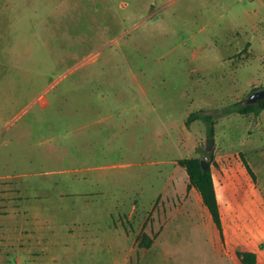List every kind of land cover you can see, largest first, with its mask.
Instances as JSON below:
<instances>
[{"label": "rangeland", "instance_id": "1", "mask_svg": "<svg viewBox=\"0 0 264 264\" xmlns=\"http://www.w3.org/2000/svg\"><path fill=\"white\" fill-rule=\"evenodd\" d=\"M7 8L0 264H264V110L217 117L211 152L186 124L264 87V0ZM186 157L213 169L222 231Z\"/></svg>", "mask_w": 264, "mask_h": 264}, {"label": "trees", "instance_id": "2", "mask_svg": "<svg viewBox=\"0 0 264 264\" xmlns=\"http://www.w3.org/2000/svg\"><path fill=\"white\" fill-rule=\"evenodd\" d=\"M263 110L264 99L253 104H244V100H239L228 105L227 107L220 109L219 111H207L204 108L194 111L188 116L186 124L190 125L194 120L203 119L207 123L208 135L214 136L216 133L215 123L217 117L232 112H240L243 114L254 113L255 115H259ZM179 163L185 167L188 172L190 178V183L188 186L189 189L196 188L200 192L205 205L213 217L214 222L222 231V216L215 186L214 173L211 165H208V167L204 169L200 157L181 158L179 159ZM246 165L250 171H253L248 162H246ZM253 263L254 262H252V264Z\"/></svg>", "mask_w": 264, "mask_h": 264}, {"label": "water", "instance_id": "3", "mask_svg": "<svg viewBox=\"0 0 264 264\" xmlns=\"http://www.w3.org/2000/svg\"><path fill=\"white\" fill-rule=\"evenodd\" d=\"M262 99H264V87H259V88L254 89L247 96V98L244 100V104L258 103ZM215 143H216L215 135L214 136H209L207 138L206 149H207L208 152L213 151V149L215 147ZM201 162H202V166H203L204 169L208 167L209 162L206 159H201Z\"/></svg>", "mask_w": 264, "mask_h": 264}, {"label": "crops", "instance_id": "4", "mask_svg": "<svg viewBox=\"0 0 264 264\" xmlns=\"http://www.w3.org/2000/svg\"><path fill=\"white\" fill-rule=\"evenodd\" d=\"M16 3V0H0V18L2 19H5L6 17H8L7 15H5V10L6 9H8L7 7H9V4L12 2L13 4H14V2ZM12 22H10V24H11ZM10 62H11V60H10ZM9 64V63H8ZM11 76L10 75H8V77H7V81H12L11 79ZM3 80H6V78H3ZM13 82H15V81H13ZM8 84H9V82H8ZM9 87H11V88H13L14 87V85H11V83L9 84V86L7 87L6 85L5 86H3V88H1L0 89V94H4V93H6L7 91H9ZM13 90H15V88H13Z\"/></svg>", "mask_w": 264, "mask_h": 264}]
</instances>
